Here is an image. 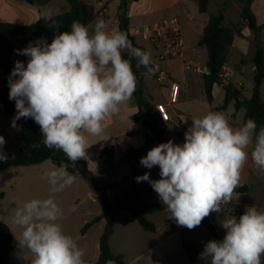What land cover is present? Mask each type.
<instances>
[{
  "label": "clouds",
  "instance_id": "obj_1",
  "mask_svg": "<svg viewBox=\"0 0 264 264\" xmlns=\"http://www.w3.org/2000/svg\"><path fill=\"white\" fill-rule=\"evenodd\" d=\"M51 15L45 11L41 18L48 21ZM17 52L28 61L25 66L17 60L9 78V99L16 108L12 126L20 118L33 119L44 146L62 151L71 161L42 172L50 195L16 209L12 223L21 230L19 245L24 258L25 252L31 254L30 264H87L84 249L59 223L64 210L55 194L80 178L67 169L89 159L85 134L101 135L107 121L132 99L138 83L132 60L136 68L154 73L151 55L133 47L126 32L109 30L103 19L91 30L73 21L71 30L55 35L51 43L41 39ZM5 142L0 136V161L7 160ZM249 156L264 173V127L257 131L253 119L234 127L222 112L209 111L192 117L182 145L169 140L141 157L143 167H159L160 179H151L149 172L135 179L151 185L177 225L193 230L232 201ZM221 227L224 238L207 242L200 259L208 264H264V212L249 206L238 218H225Z\"/></svg>",
  "mask_w": 264,
  "mask_h": 264
},
{
  "label": "crops",
  "instance_id": "obj_2",
  "mask_svg": "<svg viewBox=\"0 0 264 264\" xmlns=\"http://www.w3.org/2000/svg\"><path fill=\"white\" fill-rule=\"evenodd\" d=\"M94 5L97 16L88 25L90 30L94 28L97 19H103L108 24L109 30H120L118 21V10L122 0H85ZM155 2L167 3L168 5L161 10L154 11L151 7ZM246 0H209L208 12L200 13L198 4L195 0H136L129 1V18H130V34L134 36L136 43L141 47L142 51H152L148 42L141 35H134V30H142L145 26L151 25L155 22L161 21L166 18L176 17L182 28L186 25L198 37V45L203 35L204 29L208 24L210 15L223 13L225 16V25L229 23V10L233 5L239 12L240 20L241 14L244 9ZM214 4L215 12H211L209 6ZM70 10L69 4L65 0H53L49 4H28L24 0H0V22L16 24V25H31L37 22L45 23V19L41 18V14L45 11L51 12V18L56 15L65 13ZM250 10L255 16L258 26L264 25V0H255L250 4ZM49 19V20H50ZM48 20V21H49ZM184 36V35H183ZM254 37V38H253ZM51 43L54 37L41 38ZM40 39V40H41ZM189 56L194 58L195 47L188 49ZM200 46V45H199ZM202 47V46H200ZM260 47L264 51V29L258 32H253L248 25L240 27V32L235 35L233 46L231 47L227 59V64L231 67V55L237 54V63H234L233 77L231 79L232 85L243 88L245 95V84L243 78L249 76L251 81V96L254 87V77L256 74L254 57ZM205 51L206 49L202 47ZM190 52V53H189ZM207 53V51H206ZM191 54V55H190ZM208 56V55H207ZM230 57V58H229ZM192 59V58H191ZM19 60L26 66L27 61H22L19 54L12 57L13 67L15 62ZM208 60L205 62L207 64ZM239 63V65H237ZM182 64V60H170L160 63L162 68L170 70L175 80L180 86L179 101L177 104H168V89L159 88L164 104L171 112V122L164 124H173L174 128L178 131L179 137L185 141V133L192 125V117H203L209 111L222 112L229 123L234 127H238L243 123L245 110H236L234 101H231L226 108H223L225 103L226 92L220 85L214 88L213 102L209 103L205 90H204V75L194 72L183 73L179 71L178 65ZM183 65V64H182ZM154 68L153 63L151 64ZM183 69V68H182ZM240 72V78L236 79L237 72ZM0 72V76H1ZM156 73L143 71L141 76L144 80V97L155 107L158 103L153 101V96L149 90V79L154 81ZM236 79V81H233ZM262 99L264 101V81L262 83ZM245 97H247L245 95ZM249 98V97H247ZM161 104V103H160ZM163 104V103H162ZM120 114L113 116L107 121V128L99 136L86 135L89 148L87 153L88 160L80 159L77 162H84L88 170L94 175V180L97 179L99 173L104 171L107 164L111 167L122 159H127L128 163L122 175V181H127V185L132 182L133 197L132 200L136 203L147 204H161L158 194L152 189L151 185L146 184L144 181L138 183L136 181L137 175H133L137 168L142 166L140 159L142 154L146 152L152 145L161 143L156 141L152 144H147L144 135L136 134L125 141H118V138L130 133H136L141 129V125L135 123L131 118L138 112V102L135 95L132 99L120 106ZM14 115L6 114L0 107V131L5 132L7 124H10L9 117ZM177 117V119L175 118ZM18 151L23 145L21 139V129L18 133ZM11 143V142H10ZM114 148L112 159L108 155L103 154L104 149ZM17 151V152H18ZM250 151V149H249ZM132 155L134 159L129 160ZM135 160V161H133ZM137 162V163H135ZM31 167V166H28ZM152 173L150 178L153 180L160 179L157 172L158 166L150 169ZM75 174V173H74ZM119 185V184H118ZM108 186V185H106ZM105 186V187H106ZM247 187L245 193H235L232 201L228 205H222V212H212L209 218L215 226L220 239L222 240L226 234V230L221 227V222L225 218L236 216L237 218L242 215L246 208L255 206L258 211L264 212V173L260 172L253 164L251 157L241 169L240 182L238 187ZM104 187L98 186L92 194L95 197L101 192L98 189ZM121 185L114 190H120ZM113 190V189H112ZM108 190L109 197L112 201L116 199L123 200L127 198L129 192L121 189L119 194L112 196L111 191ZM170 213L166 207L163 211L149 215L148 219L156 226L155 232H146L132 215L126 210H119L114 216L113 234L111 235L109 245L113 254L123 255L127 264H208L207 261L199 258V253L204 249V246L213 237L202 226H198L193 230L186 227L179 226L175 220L169 217ZM97 216L96 218H99ZM119 218L118 222L116 221ZM101 220V219H100ZM99 220L100 223L101 221ZM11 228L14 237L15 250L10 256L15 253L16 247V234L12 225L8 224ZM105 231V230H104ZM103 231V233H104ZM102 233V235H103ZM86 232L82 237H86ZM101 235V236H102ZM101 238V237H100ZM100 256V242L98 251L94 255V260L88 264L96 263ZM107 264H116L114 261H109Z\"/></svg>",
  "mask_w": 264,
  "mask_h": 264
},
{
  "label": "trees",
  "instance_id": "obj_3",
  "mask_svg": "<svg viewBox=\"0 0 264 264\" xmlns=\"http://www.w3.org/2000/svg\"><path fill=\"white\" fill-rule=\"evenodd\" d=\"M51 0H41L44 4ZM70 10L56 15L49 21L42 23L37 22L31 25H16L10 23L0 22V107L8 115H16L15 101L9 99V78L13 70L12 57L18 54L17 50H22L29 45L35 44L43 37H55L60 32L70 31L73 21H79L84 25H88L97 16L94 5L85 0H65ZM129 1L136 0H122L118 10L119 29L128 34L129 40L133 47H141L136 43L134 36L130 34V18H129ZM198 4L200 13L208 12L209 0H195ZM255 0H246L244 9L241 14V20L238 25H225V16L223 13L210 15L207 26L204 29L203 35L200 39L199 45L204 47L207 51L209 74L204 75V90L209 103L213 102L214 88L219 85V74L223 65L227 62L229 51L233 46L235 35L240 32V27L248 25L253 32H258L264 29V25L258 26L255 16L250 10V4ZM59 25V28H56ZM20 55V54H19ZM128 58L127 53L124 54ZM22 61H28V57L20 55ZM254 64L256 74L254 77L253 93L250 98L245 97L244 89L238 88L232 84L226 86L225 103L223 108H226L231 101H234L235 109L245 110L243 123L248 119H253L257 123V131L264 127V101L262 99V83L264 81V51L257 47L254 57ZM150 67H152L150 65ZM132 69L137 79V89L134 95L138 102V112L132 116V120L141 125V129L136 133H130L118 138V141H125L136 134L144 135L147 144H152L164 136L165 124L161 120L155 107L144 97V80L141 76L143 71H147L144 67L136 68V60H132ZM153 117L158 130H155L150 123L149 118ZM21 139L23 145L17 153L6 154L7 160L0 161V172H5L13 168L28 167L51 161L56 167L63 164H71V161L65 156L62 151L49 149L43 144V137L40 127L31 118H21ZM38 144L35 148L33 145ZM114 148L104 149L103 154L112 159ZM85 166L83 173L86 178L93 182L94 175L88 170L84 162H76ZM71 173H76L73 169H67ZM118 184H111L103 189H98L97 192L103 190H112L118 188ZM247 187H237L235 193H245ZM133 192H129L127 198L123 200L116 199L115 203L124 206L125 210L132 213V215L139 222L140 226L146 232H155L156 226L149 221L148 216L161 212L165 209L161 204H139L132 200ZM99 218L93 219L87 223L82 229L83 234L94 224L99 222ZM201 225L213 237L214 240H221L219 234L212 224L209 216L206 217ZM113 228L107 227L100 238V256L96 263L93 264H107L109 261H114L116 264H127L123 255H115L112 253L109 245ZM15 250L14 237L11 228L0 222V264H13L10 256Z\"/></svg>",
  "mask_w": 264,
  "mask_h": 264
},
{
  "label": "rangeland",
  "instance_id": "obj_4",
  "mask_svg": "<svg viewBox=\"0 0 264 264\" xmlns=\"http://www.w3.org/2000/svg\"><path fill=\"white\" fill-rule=\"evenodd\" d=\"M52 1L53 0L47 1L44 4H49ZM167 5V3L155 2L154 6L151 8L154 11L161 10L160 12H163V9ZM209 8L211 12L216 11L214 4H211ZM228 23L229 26L238 25L240 23L239 12H237V8H235L233 5L229 10ZM183 35L185 42H187L188 49H191V47H195L196 52H194V58L190 54L191 58L197 63L205 64V62L208 60V56L206 51L198 45L197 35L194 34L190 29H187L186 25H183ZM147 52L151 55L152 63L154 65V73H158L162 69L159 64L163 62L159 60L158 53L150 50ZM231 56L232 57L229 60L231 63V67L234 68L233 65L234 63H237L236 60L238 56L236 53ZM237 65H239V63ZM182 68V64L178 65L179 71L183 70V73H185L184 68ZM237 76L238 77L236 79L242 76L239 71L237 72ZM236 79H233V81H236ZM148 82L149 90L151 91L153 96V101L158 104H164V100H162V96L156 87V83L152 82V80L150 79ZM243 82L246 87L245 95L250 98L252 87L249 76L244 77ZM160 109L163 115L166 117V113L162 108ZM166 110L168 114L171 115L168 107H166ZM14 117L15 116L9 117L8 120H10V124H7L6 131H0V136H3L6 141L3 145V151L5 154H13L17 153L18 151V133L21 129L22 119L20 118L19 120H17L15 122L16 126L13 127L12 122ZM175 118L177 119V117ZM164 130V136L160 138L161 141L158 140L159 142L166 143L169 140H172L173 143L178 145H182L184 143V139L179 137L178 131L174 128L172 123L168 125L165 124ZM158 144L160 143L150 146L148 149H146V152L142 154V156H145L148 150H150L154 146H157ZM134 156L136 155L130 156L129 160L134 159ZM127 163V159L124 158L115 163L112 167L110 164H107L106 169L99 173L97 179L93 180V182H90L83 173L76 172L75 175L80 178L77 179V181L73 185L66 188L63 192L55 194L56 202L64 210V216L59 221V223L61 224L64 233L73 237L77 241L78 245L82 249H84L86 253L85 259L87 261V264L90 261L94 260V255L98 251L100 237L103 231L107 227H109L107 220L102 215V209L99 203L94 200V193L92 194V191H94L98 186L105 187L106 185L119 184L121 185V189L131 192L133 183L131 182L128 186L127 181H122L124 177L122 173L126 168H128ZM54 167L56 166H54L51 161H45L42 164L34 165L31 167H18L5 172H0V222H3L7 225H12L15 229V234L17 237V249L11 258V262L13 264H30L28 259L31 258V254L28 252H25L26 258H24V253L20 248L18 239L20 238L21 230L12 223L14 213L16 209L20 207L24 202L32 198H46L48 195H50L49 185L45 180L41 178V174L43 171L50 170ZM145 172H149L150 174L152 173L150 169L140 166L135 170V172H132V179L134 174H136L137 176H142ZM157 172H160L159 167ZM144 182L148 184L147 181ZM120 190L113 189L111 191L112 196L119 194ZM97 216L101 217V222L92 225L86 231L88 232V235L83 238L82 235L84 234L82 232V229L87 223L91 222ZM118 220L119 218H117L116 221L118 222Z\"/></svg>",
  "mask_w": 264,
  "mask_h": 264
},
{
  "label": "built area",
  "instance_id": "obj_5",
  "mask_svg": "<svg viewBox=\"0 0 264 264\" xmlns=\"http://www.w3.org/2000/svg\"><path fill=\"white\" fill-rule=\"evenodd\" d=\"M133 33L134 35H141L148 42L150 49L158 53V58L162 62L182 60L184 71L202 75L209 74L207 64L197 63L189 56L181 24L176 17L163 19L145 26L142 30H134ZM233 73V69L225 63L219 74V85L223 88L229 86ZM154 81L159 88L167 86L168 104L178 103L180 86L170 70L162 68L156 73ZM160 108L166 113V117ZM156 110L164 123L171 122L165 104H158Z\"/></svg>",
  "mask_w": 264,
  "mask_h": 264
},
{
  "label": "water",
  "instance_id": "obj_6",
  "mask_svg": "<svg viewBox=\"0 0 264 264\" xmlns=\"http://www.w3.org/2000/svg\"><path fill=\"white\" fill-rule=\"evenodd\" d=\"M28 4H35L40 2L41 0H24ZM150 123L154 127L155 130H158L157 125L155 124L153 117L149 118ZM161 141V139H160ZM71 165V164H70ZM75 172L84 173L85 172V166L80 163L75 162V166L71 167ZM95 200L99 203L101 209H102V215L107 220L108 226L110 228H113L114 226V216L117 214L119 210H125L124 206L117 205L115 201H112L109 197L108 190H103L100 194H98L95 197Z\"/></svg>",
  "mask_w": 264,
  "mask_h": 264
}]
</instances>
